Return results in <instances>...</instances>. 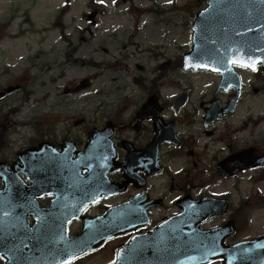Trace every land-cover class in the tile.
<instances>
[{"label":"rangeland","instance_id":"374dc122","mask_svg":"<svg viewBox=\"0 0 264 264\" xmlns=\"http://www.w3.org/2000/svg\"><path fill=\"white\" fill-rule=\"evenodd\" d=\"M193 1L0 0V23L6 25H0V160L11 162L17 152L41 141L68 139L81 148L88 130L102 128L107 121L114 124L115 144L136 139L142 145L145 134L135 131L134 115L149 94L169 107L174 97L187 91L189 99L176 129L185 141L188 163L181 157L169 164L185 169L189 179L209 178L215 149L207 132L214 129L204 128L201 116L202 106L215 97L219 76L173 66L191 47L190 25L199 9L183 7ZM206 2L200 1L201 8ZM90 13L93 19H88ZM166 62L169 65L160 69ZM242 77L238 109L217 124L223 132L224 122L233 128L247 122V131L234 135L235 143L264 136V120L256 126L248 121L264 113V82L250 72ZM82 80L88 85L74 90ZM228 95L219 92L216 97L224 102ZM162 115L168 120L172 111L168 108ZM258 172L243 173L242 181L228 184L233 187V205L248 199L258 205L251 212V233L264 226V180L254 181ZM111 260L106 247L75 264Z\"/></svg>","mask_w":264,"mask_h":264},{"label":"water","instance_id":"95a60500","mask_svg":"<svg viewBox=\"0 0 264 264\" xmlns=\"http://www.w3.org/2000/svg\"><path fill=\"white\" fill-rule=\"evenodd\" d=\"M93 16L94 14L89 15L88 19H92ZM191 30L192 47L183 55V69L219 72L221 82L217 90L227 89L230 85L239 87V78L232 64L255 69L260 63L264 71V0H209L207 7L197 13L191 24ZM165 66L166 64L161 67ZM82 86L81 83L76 89ZM235 97L227 108L221 110L223 114L231 111ZM186 100L187 94L184 93L174 100L171 107L177 112ZM219 105V101L215 100L212 107L206 110L205 126L218 118ZM159 112L155 95L148 97L140 107L139 118L153 120L155 137L146 149L134 153H131L128 143L121 142V146L127 147L128 150L126 163L122 165L125 172L132 170L137 162L134 156L146 153L153 156L160 142H175L172 123L163 124L158 116ZM112 132L110 123H107L101 131L93 129L89 132L84 151L77 153L78 156L71 162L73 172H70L72 174L68 180V189L66 183L63 186V176L58 177L57 171L53 170L55 164L52 160L55 155L52 154L51 147L47 143L39 144L38 148L33 147L18 152L10 169L6 162L0 161V179L3 183V187L0 188V208L7 199L20 200L22 205H25L22 212L15 211L11 214L25 219V223L15 226L16 237L8 235L12 234V231L8 233V230L13 226L6 220L8 214L4 215L0 210V234H2L0 255L6 258L5 264H68L96 249L105 239L132 227L130 226L132 219L129 217L131 211H126L128 214L124 219L116 218L115 211L119 207L109 208L93 221L81 215L89 204L98 200L102 192L93 190V186L100 184L101 189L111 192L105 193L104 197L124 189L126 181L122 184H110L106 178V173L116 166L113 162L114 150L110 140ZM64 143L72 154V144ZM148 149L150 150L147 152ZM250 153L251 151L246 150L231 155L226 160L230 161L233 167L229 170L221 163L218 166V173L227 176L245 167L264 165V154L256 157ZM84 168L88 170L86 175L80 174ZM18 172L24 174L29 183H24L18 177ZM46 193L52 194L53 199L49 207L39 209L35 199ZM197 203L188 206L186 204L180 217L165 222L164 225H168L167 228L171 230L169 225L177 224L180 219L179 223L184 224L189 230L186 236H182L173 246L175 252H166L165 255L170 260L167 263L205 264L215 256L229 255L230 259L223 264H248V261L235 257L236 248L233 249L232 254L231 249L228 251L219 246L222 249L219 253V247L208 237L211 232H199V223L216 212L212 209L210 199ZM29 215L34 217L31 227L27 224ZM73 219H83L84 227L79 234L69 237L68 224ZM249 242H243L242 246ZM135 247L136 241H130L119 254L130 256ZM170 247L165 246L166 249ZM150 261L149 259L147 263L150 264ZM250 264H264V262L257 260Z\"/></svg>","mask_w":264,"mask_h":264},{"label":"flooded vegetation","instance_id":"af4514ba","mask_svg":"<svg viewBox=\"0 0 264 264\" xmlns=\"http://www.w3.org/2000/svg\"><path fill=\"white\" fill-rule=\"evenodd\" d=\"M255 90H257V88H255ZM231 92L223 104L227 103L229 97L232 94ZM241 100L242 94L232 112L226 116H220V118L210 126V128L214 129V131L207 132L209 136H213L211 140V148L215 149V151L210 159L212 173L210 172V177L206 179H202L197 176L189 179L187 178L185 169L182 170V167L179 169L171 168L169 162L175 161L177 158L184 157L183 164L186 165V163H188V159L185 158V148H183L185 141L183 138H181L176 129L179 120L178 118L185 109L186 104L179 110L177 114L172 112V116L168 119V121L174 124L178 144L170 145L168 143L162 142L159 144L155 155L153 154V156H150L148 153H146L140 156H134L137 159V162L135 163L132 170H130L131 180L129 181L128 185L125 186V192L112 196L107 200H101L97 203H94L84 210L83 215L94 217L103 214L107 207L111 205H119L129 200H133L132 221L134 224L132 228L112 236L103 244H101V246L93 253H97L106 247H109L112 258L110 262L111 264L118 259L123 262H130L129 260L133 259L137 261V259L146 252L144 249L146 244L143 241L145 240V235L153 231L171 216L180 214L181 208L179 207L178 202L186 196H190V198L193 200H201L207 197L211 198L213 209L216 214H213L210 218H207L201 222L199 229L201 231L215 232L214 238L216 246L224 248L232 246L233 244L240 241L251 240L248 245L245 246L249 253L251 255L260 252L264 253V226L259 232H249L251 230V212L256 209L258 205L254 204L253 202L251 203L249 199L240 201L238 204L233 205L230 200L232 193L230 190H232L233 187L228 185L229 183H233L232 181L239 183L243 180V178H240L243 173H249L250 176L251 172L254 174V171H259L254 177V181L263 180L264 167H256L253 169L247 168L234 176L228 177H224L218 173V166L221 163L224 164L227 169L232 168L231 163L226 159L234 153L243 150H249L255 155L259 156L264 152V136L261 139L251 137L250 139L241 143H235L233 141V137L236 135V133L247 131V122H241L240 126L234 125V128L231 127L233 124L229 121L224 122V125L226 124L227 126L223 127V132H220V130L217 128V124L222 122L224 118L235 114ZM160 105L163 113L167 111L168 108L170 109V105L167 107L162 104L161 101ZM202 108L204 111L206 106H202ZM248 115L249 113L246 116ZM134 116L136 117L134 128L137 129L135 131L141 130L144 132V137L146 139V143L142 145L136 144V139H134V142L130 141L133 145L134 151H138L145 144L151 141L154 131L151 120H139L136 113ZM263 120L264 114L256 115L253 120L248 119V121L253 123L254 126L257 125L258 121ZM182 123H185L184 119ZM216 130L218 133H221L222 136H218L219 134L217 135ZM220 143L222 146L220 149H218ZM58 144L59 143L55 144L57 148ZM165 146L170 148L169 151H163ZM115 152L116 154L114 160L116 162V167L108 173V180L112 183H121L126 179L124 177V171L121 169V164L125 160L126 152L117 144H115ZM188 153L192 154L191 151ZM251 177L247 178L250 179ZM51 197V195H45L39 198V206L41 208L47 207ZM260 199L261 197H257L256 200L259 202ZM261 203L263 205L264 201H261ZM32 221L33 218L29 217V222L32 223ZM75 226L78 228L76 230L79 231L82 226V221H74L70 225L71 229H73ZM156 236L158 238L157 241H159L160 238H167L168 234L158 232ZM255 238H260V240L252 241V239ZM133 239L140 240L139 247L136 249L138 257L132 258L125 255L118 256V253L122 247H124L129 241ZM157 253V255L152 256L153 261L151 264H167L165 263L166 257L161 255L163 251L158 250ZM224 260V256H218L213 258L207 264H222ZM0 261L3 262L4 260L0 258Z\"/></svg>","mask_w":264,"mask_h":264},{"label":"trees","instance_id":"16d2710c","mask_svg":"<svg viewBox=\"0 0 264 264\" xmlns=\"http://www.w3.org/2000/svg\"><path fill=\"white\" fill-rule=\"evenodd\" d=\"M200 1H203V0H195L192 2V4H188L186 6H184L183 8L184 9H189L193 6V9H198L201 7V4H200ZM3 23H0V25H2ZM5 25V24H4ZM6 26V25H5ZM0 30H2V28L0 27ZM180 63V61H178V64ZM4 141V139L2 137H0V143H2Z\"/></svg>","mask_w":264,"mask_h":264}]
</instances>
